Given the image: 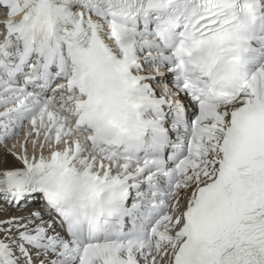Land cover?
<instances>
[{
  "label": "snow or ice",
  "instance_id": "1",
  "mask_svg": "<svg viewBox=\"0 0 264 264\" xmlns=\"http://www.w3.org/2000/svg\"><path fill=\"white\" fill-rule=\"evenodd\" d=\"M0 13V264H264V0Z\"/></svg>",
  "mask_w": 264,
  "mask_h": 264
},
{
  "label": "bare ground",
  "instance_id": "2",
  "mask_svg": "<svg viewBox=\"0 0 264 264\" xmlns=\"http://www.w3.org/2000/svg\"><path fill=\"white\" fill-rule=\"evenodd\" d=\"M0 17H2V13H0Z\"/></svg>",
  "mask_w": 264,
  "mask_h": 264
}]
</instances>
